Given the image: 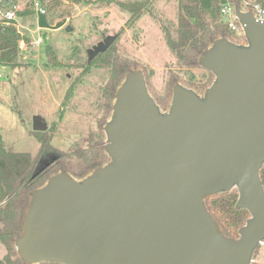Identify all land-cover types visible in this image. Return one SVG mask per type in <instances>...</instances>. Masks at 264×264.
Returning <instances> with one entry per match:
<instances>
[{
    "label": "water",
    "instance_id": "95a60500",
    "mask_svg": "<svg viewBox=\"0 0 264 264\" xmlns=\"http://www.w3.org/2000/svg\"><path fill=\"white\" fill-rule=\"evenodd\" d=\"M234 13L243 41L216 37L197 57L213 74L203 93L176 82L163 111L142 69L124 73L103 125L108 160L80 178L60 169L28 192L13 238L23 263L253 264L264 240V21ZM65 22L37 16L40 28ZM234 187L250 216L229 238L204 199Z\"/></svg>",
    "mask_w": 264,
    "mask_h": 264
},
{
    "label": "rangeland",
    "instance_id": "374dc122",
    "mask_svg": "<svg viewBox=\"0 0 264 264\" xmlns=\"http://www.w3.org/2000/svg\"><path fill=\"white\" fill-rule=\"evenodd\" d=\"M119 1L144 0H91L78 4L67 24L55 29L40 28L35 17L15 19L28 41L24 40L25 48L19 50L14 65L0 66V143L8 151L29 152L33 157L40 145L33 121L45 123L47 128L42 132L51 137L61 157L38 184L60 169L80 178L108 160L105 151L96 166L87 165L84 159L94 145L103 143L104 150L103 125L110 115L116 88L111 79L120 60L129 69L143 70L148 91L163 111L168 109L176 82L201 94L213 80V74L200 65L189 67L178 62L165 43L162 25H168L173 32L178 18L177 0H148L149 9L131 22H127L130 12L122 9ZM19 5L22 10L23 3ZM57 21L58 16H53L52 24ZM47 22L52 25L49 18ZM232 32L226 31L225 36L243 41L241 32ZM114 35L116 39L110 47L89 60L92 46ZM48 44L55 50L57 65L47 62ZM231 236L236 238L238 231ZM12 247L8 250L0 242V257H16ZM258 256L257 250L254 258L264 264V256Z\"/></svg>",
    "mask_w": 264,
    "mask_h": 264
},
{
    "label": "trees",
    "instance_id": "16d2710c",
    "mask_svg": "<svg viewBox=\"0 0 264 264\" xmlns=\"http://www.w3.org/2000/svg\"><path fill=\"white\" fill-rule=\"evenodd\" d=\"M241 1L177 0L178 18L173 32L168 25H162L165 43L175 55L177 61L189 67L197 66L198 55L214 38L225 36L226 31L228 33L232 32L223 20L220 13L221 7L229 2L240 8ZM257 1L264 6V0ZM20 2L23 3L24 7L22 10H15L16 17L35 16L34 3L39 2L44 9L43 15L46 20L49 18L52 24L53 16L57 15L59 20L70 18L75 5L88 4L91 3V0H0V12L13 9ZM148 2V0L119 1L118 5L130 12L127 22H131L136 20L143 11L149 9ZM20 40L28 41L18 30L15 19H7L1 15V65H14L17 62ZM45 50L48 57L47 62L57 65L55 50L49 44L46 45ZM128 69V64L120 60L115 69L116 72L114 71L112 74L111 83L114 88ZM33 132L38 135L40 144L37 153L33 157L29 152L8 151L0 143V242L8 250L13 248V238L21 230L28 192L40 185L38 184L39 178L48 174V170L56 166L61 157V154L55 152L54 146L51 144V137L46 132ZM104 156L103 143H99L94 145L93 150L84 160L87 165L96 166L98 161L102 160ZM45 162H48V164L45 165ZM259 176L264 188V163L259 170ZM237 198L238 191L234 187L228 192L219 193L204 199L208 210L219 222L225 235L229 238H233L231 235L237 232L250 216L247 209H237L235 207ZM256 251L253 258L256 255ZM44 263L58 264L53 262L40 264ZM0 264L25 263L17 256L9 257L7 254L0 257ZM253 264L260 263L253 262Z\"/></svg>",
    "mask_w": 264,
    "mask_h": 264
},
{
    "label": "built area",
    "instance_id": "2783aa9c",
    "mask_svg": "<svg viewBox=\"0 0 264 264\" xmlns=\"http://www.w3.org/2000/svg\"><path fill=\"white\" fill-rule=\"evenodd\" d=\"M234 7H235L234 5L228 2L221 7L220 13L223 17V20L225 21V23H227L228 27L230 28V30L235 33L241 32L243 36L242 27L239 24L238 20L236 19V16L234 13ZM21 8H22V5L18 4L13 9L4 11L1 15L7 19H16L15 10H19ZM34 9H35L36 17L38 16V14L44 13V9L39 4V2L34 3ZM240 10L251 11L256 20L264 21V6L256 0H242ZM39 41L40 39H38L35 42V44H37ZM1 77H2V74L0 71V78ZM257 249L259 251L258 257L264 256V240L259 242ZM253 262L262 264L257 258H253Z\"/></svg>",
    "mask_w": 264,
    "mask_h": 264
},
{
    "label": "crops",
    "instance_id": "0c3cea01",
    "mask_svg": "<svg viewBox=\"0 0 264 264\" xmlns=\"http://www.w3.org/2000/svg\"><path fill=\"white\" fill-rule=\"evenodd\" d=\"M29 17H35V19H36V23H37V17L36 16H29ZM67 19H69V17H67L66 18V22H65V24H67ZM64 24V25H65ZM20 31V30H19ZM21 33V32H20ZM23 35V34H22ZM21 41V43L22 44H20V49H23V48H25L24 46H25V42H24V40H20Z\"/></svg>",
    "mask_w": 264,
    "mask_h": 264
}]
</instances>
